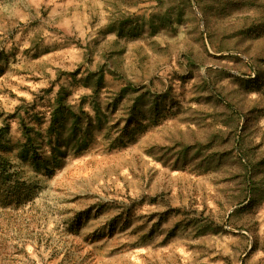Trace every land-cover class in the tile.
Returning <instances> with one entry per match:
<instances>
[{"label":"rangeland","instance_id":"obj_1","mask_svg":"<svg viewBox=\"0 0 264 264\" xmlns=\"http://www.w3.org/2000/svg\"><path fill=\"white\" fill-rule=\"evenodd\" d=\"M125 18L138 26L119 33ZM125 83L166 92L157 112L127 120L126 98L110 100ZM60 85L111 127L46 167L12 159L36 188L0 210V264H264V174L251 181L246 158L264 149V0H0L10 144L21 121L44 133ZM179 139L193 164L160 159Z\"/></svg>","mask_w":264,"mask_h":264},{"label":"trees","instance_id":"obj_2","mask_svg":"<svg viewBox=\"0 0 264 264\" xmlns=\"http://www.w3.org/2000/svg\"><path fill=\"white\" fill-rule=\"evenodd\" d=\"M132 26H134L133 21L126 18L117 20L115 25H112L119 33L134 31L138 25ZM93 78L94 81L90 88L92 94L96 95L101 88V70L86 75V81ZM216 93L218 100L224 104L227 111L233 116L236 115L228 106L229 104L224 101L223 96L217 91ZM164 94L166 92L162 95L150 94L142 86L138 88L132 83H125L114 91L110 100L115 105L123 98H126L128 101V106L125 108L127 120L132 121L134 119L149 118L158 109L157 106L160 105ZM67 96L66 89L60 85L50 105L47 125L43 134L36 131V136L33 137L31 135L32 129L21 121L23 139L18 144L12 145L9 143L7 138L9 124L6 120H3V124L0 126V210L19 208V206L31 199L34 195V188H36L28 177H24L23 170L17 166L19 164L14 165L12 163L13 158V160L17 159L20 163L28 161L35 168L39 162L46 167L48 164V157L44 156L46 152H49L50 159L56 162L58 156L61 157L65 153V150L61 149V147H68L72 153H78L86 148L92 138L94 129L101 127L106 130L110 129L111 125H105L104 118H101L98 114L93 117L91 113L83 108L82 104L73 106L67 101ZM93 110L97 111V109ZM234 134V129H229L222 137V142L229 143L232 146ZM37 136L40 138V142L35 140ZM260 139V141L264 140V131L260 132ZM260 141H257L256 146ZM178 142L169 148H165L164 145L160 144L161 149L158 150L160 159L170 158L175 166H180L189 161L192 163L195 159L197 146L193 145V143H183L181 139ZM12 148H15L13 157L7 153ZM240 151L243 153L241 148ZM261 152L262 154L257 157L254 153H251L252 156H255L252 159L246 156L251 168V181L254 180L258 173L264 174V149ZM238 161L245 168L244 164L240 160ZM245 192L246 188L244 186L239 187L231 203L242 201L245 198Z\"/></svg>","mask_w":264,"mask_h":264}]
</instances>
